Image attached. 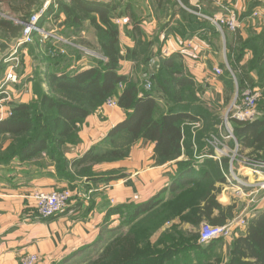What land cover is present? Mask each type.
<instances>
[{
  "label": "crops",
  "instance_id": "0c3cea01",
  "mask_svg": "<svg viewBox=\"0 0 264 264\" xmlns=\"http://www.w3.org/2000/svg\"><path fill=\"white\" fill-rule=\"evenodd\" d=\"M101 1L114 8L112 21L120 32V75L142 79L156 74L161 61L176 56L183 69L182 76L189 79L194 99H188L185 94L181 106L193 118L186 119L182 124V155L175 161L158 164L156 144L142 139L131 146L129 156L124 160L83 164L71 170L76 173L87 168L92 173H99V176H81L74 182H68L60 177L56 163L45 153L25 161H4L12 140L9 134H0V264H20L21 259L29 255L38 256L37 264H68L85 257L94 245L110 238L114 229L120 227L127 206L145 204L156 198L165 203L179 193L175 185L180 172L178 163H193L192 173H197L207 160H212L218 166L216 172L221 179L227 171L222 166V160L228 159L229 162L227 154L236 149V143L226 139L225 154L217 155L215 150L214 142H220L228 135L224 116L240 92L247 88H261L264 93V85H259L261 80L264 81V0ZM222 5H229L237 13L241 23L237 33L227 28L220 31L196 15L216 16L221 13ZM9 16L12 20L23 17L14 11ZM124 19H128L127 24L122 23ZM65 20L66 15L57 12L50 15L41 27L63 38ZM89 25L86 22L83 28L77 30L71 38L73 40L65 39L71 42L70 46L51 38L44 42L52 47L50 50L60 47L66 50L63 56H67L69 73L94 67V60L104 58L98 43H87ZM20 33L8 36L5 43L10 46L2 55V62L10 54ZM32 46L34 44L20 55L22 70L16 72L19 83L14 87L15 103L30 104L42 93L51 95L46 74H63L58 61L49 55L44 58L45 66L39 63V49L33 52ZM79 47L96 55H87ZM8 66L5 64L0 88ZM216 70H221L222 74L218 75ZM7 89L13 91V87ZM184 89L182 86L177 88ZM119 90H123V86ZM159 102L167 112L170 104L168 106L161 98ZM125 119L126 113L118 105L110 107L104 104L80 125L79 142L66 147L65 158L71 163L80 160ZM250 152L251 149H245L236 164L237 170L246 175L249 170L242 168L240 161ZM216 155L217 158L214 157ZM62 189L73 191L68 210L55 218H39L34 193ZM89 192H92L91 199L86 201L82 195ZM210 197L218 206L213 207L209 215L203 214L198 224L176 219L166 228L170 229L174 224L179 230H185L183 232L187 235L199 236L204 223L225 225L238 219L246 220L247 226L240 228L236 237L222 240L215 247L214 252L218 250L222 255V264H226L232 242L243 236L250 221L264 211V201L252 205L246 199H239L225 181L219 180H214ZM205 205L203 202L202 207ZM163 231L155 235L153 241L156 242Z\"/></svg>",
  "mask_w": 264,
  "mask_h": 264
},
{
  "label": "trees",
  "instance_id": "16d2710c",
  "mask_svg": "<svg viewBox=\"0 0 264 264\" xmlns=\"http://www.w3.org/2000/svg\"><path fill=\"white\" fill-rule=\"evenodd\" d=\"M18 1L24 6H13L12 10L21 13L22 20H27L39 0ZM58 5L55 13L63 12L66 15L63 38L70 39L68 35L73 36L88 22L97 32L99 50L104 58L96 59L94 67L73 74H46L51 95L41 94L39 101L32 104H13L12 117L0 122V134H9L12 140L4 161H25L45 153L56 163L60 177L74 182L77 177H93L91 169L82 168L74 173L71 170L75 167L124 160L129 156L131 146L142 139L156 144L158 164L181 157L184 140L182 124L186 119L193 118L185 113L181 103L185 94L188 99H194V96L189 79L182 76L183 69L177 63V57L161 61L157 73L150 75L152 89L147 90L142 86L141 79L119 74L120 32L112 21L114 8L109 3L101 0H60ZM53 12L51 8L41 18L39 26ZM20 31L21 26L0 19V32L4 35L17 36ZM64 58L67 56L61 54L52 57L59 63ZM2 64L5 69V64ZM259 85L263 87L264 81L261 80ZM120 86H123L121 91ZM181 86L185 89L177 90ZM160 98L168 106L170 104L167 112L160 104ZM109 100H115L125 111V121L115 126L104 141L80 160L69 162L64 155L65 149L79 142L80 125ZM233 124L241 152L251 149L247 157L264 162V112L251 124ZM222 162V166L228 168V159ZM193 165L191 162L178 163L180 172L175 185L179 193L172 200L162 203L161 199L156 198L145 204L126 207L119 228L129 227L134 250L117 256L118 250L104 264L222 263L220 257L212 261L215 259V247L221 241L207 246L199 245V236L187 235L178 226L163 232L156 243L151 242V237L166 223L180 219L182 222L198 224L203 214L209 215L213 207L217 208L218 205L210 197L213 182L225 181L224 177L218 178L217 164L207 160L197 173H192ZM203 202L206 203L204 207ZM148 213H151L149 217ZM211 225L223 226L219 223ZM120 243L121 237H116L104 254L117 248ZM226 264H264V211L250 221L243 236L234 239Z\"/></svg>",
  "mask_w": 264,
  "mask_h": 264
},
{
  "label": "built area",
  "instance_id": "2783aa9c",
  "mask_svg": "<svg viewBox=\"0 0 264 264\" xmlns=\"http://www.w3.org/2000/svg\"><path fill=\"white\" fill-rule=\"evenodd\" d=\"M60 0H43L42 7L27 20L14 19L16 25L21 26L20 36L15 40L13 46L10 49V54L6 56L3 63L8 66L5 81L0 88V122L12 117V106L14 102V87L19 83V78L16 73L21 64L20 55L21 52L28 46L32 45L35 38L40 37L42 41L54 39L55 42L66 46L72 45L70 41L65 40L58 35L54 34V31L46 30L39 26L41 18L53 8L55 12L58 10V2ZM222 11L216 16H206L201 13H196L204 21H208L216 26L220 31L227 28L232 33H237L241 28L238 15L229 5H222ZM256 15V14H255ZM122 23L127 24L128 19H124ZM80 48V47H79ZM87 55H96L93 52L80 48ZM50 54L56 56L57 54L65 55L66 50L62 47L57 50H50ZM229 72L233 75L231 69ZM218 75L222 74L221 70H216ZM234 76V75H233ZM7 87H13V91L7 89ZM145 88L147 90L152 89V84L148 83ZM264 93L261 88H247L240 98L236 99V102L231 106L225 119V126L228 130V135L220 142H214L217 155L221 156L225 154L224 140L230 139L236 143V149L227 154L229 157L227 171L224 172L225 183L233 193L239 199H246L252 205L258 204L264 201V162L252 161L249 157H243L241 162L242 168L246 170L260 173L259 178L252 179V175L244 174L242 171L237 170L238 156V144L235 137L232 123L238 122L241 124H251L256 121L258 117V104L263 99ZM107 105L110 107L117 106L114 100H109ZM231 114L230 116H228ZM199 127V124H196ZM214 156L217 158L218 156ZM252 161V162H251ZM91 193L89 192L82 195L86 201L91 199ZM73 198V191L70 189L54 190L51 192L37 191L33 195V199L36 202V213L41 219L55 218L64 214L68 208L71 199ZM246 220L239 219L223 226H214L209 223H204L200 227L199 231V243L200 245H209L216 241H224L232 239L237 236V232L240 228L247 226ZM39 262L38 256L29 255L21 259L20 264H37Z\"/></svg>",
  "mask_w": 264,
  "mask_h": 264
},
{
  "label": "rangeland",
  "instance_id": "374dc122",
  "mask_svg": "<svg viewBox=\"0 0 264 264\" xmlns=\"http://www.w3.org/2000/svg\"><path fill=\"white\" fill-rule=\"evenodd\" d=\"M41 5H43V0H39L38 1L37 6L34 7V9H33L35 11L32 14L36 13L39 10V8L41 7ZM13 6L15 8H17V7L24 6V4H20V2L18 0H9V2H8V0H0V19L14 22V20H12V18H10V16H9V13H11V11H13L12 10L14 8ZM68 37H70V39H71L73 36L68 35L67 38ZM8 39H9V37L7 35H4L3 33L0 32V86H1V84L3 82V78H4V68H3V64H2L3 62H2L1 58H2V55L7 51V49L10 46V45H7L5 43V41L8 40ZM86 39H87V43H92L93 45H95L96 43L99 42L98 41L97 32H96V30H94L93 27H91V25H89V28L87 30ZM71 40H73V39H71ZM44 42H46V41H42L40 37L35 38V41L33 43L34 46L31 47V48H33V52H34V49H39V51H40V52L38 51V53H39L38 57H40L39 58V63H41L43 66H45L44 65L45 64V62H44L45 59L44 58L48 57V55L51 56V57H55L54 55L50 54V48H52V47H48L47 44H45ZM20 61H21V59H20ZM94 61H96V60H94ZM67 63H68L67 58H64V61H62L60 63L57 62V65L61 69L60 73H69L68 72ZM21 67H22V63L19 65L18 69H16V72L19 71V70H22ZM149 72L151 73L150 70H149ZM148 83L153 84L151 76L147 75L145 77H142V79H141L142 86H146ZM241 94H242L241 92L238 94L237 99L241 97ZM40 95L38 96L37 100L31 101L30 104L38 102L39 99H40ZM257 111H258V117H257V119H258L259 117L262 116V114L264 112V98H263V100H261L259 102ZM230 115L231 114H229L228 116H230ZM203 116H205V115H203ZM216 117L220 118L219 115H217ZM224 118L226 119L227 115H225ZM241 154H242V152L239 149L238 150V156L241 155ZM248 154H250V153H248ZM250 160L255 161V159H253L252 157L250 158ZM92 175H93V177L94 176H99V173H92ZM166 225L168 227H170L171 226V222L166 223L164 225L165 228L163 227L162 229H160L156 234H154L151 237L152 244H154V243H156L158 241V240L156 242L153 241V238H154L155 235H159L161 230H164L163 232H165L166 230H169V229L166 228ZM173 226H175V225L173 224ZM197 230H199V228ZM180 231L183 232L185 230H180ZM116 237H121V243L117 246V248L113 249L112 251H107V253L104 254V251L106 250V248L111 244V242ZM132 237H133L132 233L131 234L129 233V227H127V226H124L122 228L117 227L116 229H114L113 235L110 238H107V240H105L103 242H100V243H97L96 245H94L90 249V251L86 254L85 257H82L81 259H78V260L74 259L73 261H71L68 264H104V263L108 262L113 257L114 253L116 251H118V250H119V254L117 256H122L125 252L133 251L134 250L133 244L130 241L132 239ZM120 246H121V248H120ZM203 246H207V245H203ZM213 256L215 257V259H212L213 262H215L218 257H220L222 259V255H221V253L218 252V250H217V252H214ZM114 264H116V263H114Z\"/></svg>",
  "mask_w": 264,
  "mask_h": 264
},
{
  "label": "bare ground",
  "instance_id": "6f19581e",
  "mask_svg": "<svg viewBox=\"0 0 264 264\" xmlns=\"http://www.w3.org/2000/svg\"><path fill=\"white\" fill-rule=\"evenodd\" d=\"M251 175H252V179H257V178H259V175L258 174H260V173H256V172H252V171H248Z\"/></svg>",
  "mask_w": 264,
  "mask_h": 264
}]
</instances>
